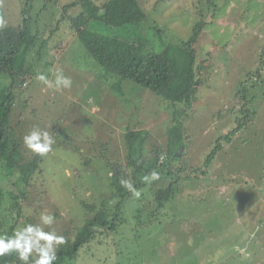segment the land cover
<instances>
[{
    "label": "rangeland",
    "instance_id": "1",
    "mask_svg": "<svg viewBox=\"0 0 264 264\" xmlns=\"http://www.w3.org/2000/svg\"><path fill=\"white\" fill-rule=\"evenodd\" d=\"M138 1L146 18L131 40L147 48L159 50L168 42L186 41L202 24L195 67L201 61L206 67L197 96L189 109L177 105L173 110L166 100L128 81L117 93L112 88L115 77L85 55L75 30L117 36L123 24L113 18L119 16L101 8L103 0H35L32 31H38V43H47L42 56L51 64L44 74L51 78L63 69L73 84L58 92L32 80L24 104H19L22 95L14 100L10 125L24 159L34 155L22 142L33 127L55 134L53 151L43 156L41 170L26 189L19 224L29 219L38 223L42 212L52 214V227L70 240L99 209L111 221L119 199L110 197L112 173L105 164L127 163L125 135L132 129L148 132L142 145L144 160L157 150L165 157L167 129L176 111L185 144L181 154L185 151L193 169L174 198L157 208L154 191L141 179L142 196L126 198L117 229L98 230L96 240L64 263L264 264V0ZM23 4L24 0H0L7 25L22 22ZM6 84L0 75V88ZM242 90L245 100L239 98ZM235 128L230 141H223ZM217 141L221 146L206 167ZM167 162L165 157L159 164ZM125 172L135 183L132 171ZM157 172L166 181L175 179L165 167ZM85 204L95 209L87 211Z\"/></svg>",
    "mask_w": 264,
    "mask_h": 264
},
{
    "label": "trees",
    "instance_id": "2",
    "mask_svg": "<svg viewBox=\"0 0 264 264\" xmlns=\"http://www.w3.org/2000/svg\"><path fill=\"white\" fill-rule=\"evenodd\" d=\"M35 0H24V7L21 10L22 22L17 26L7 25L0 30V75L7 80V84L0 88V234L11 235L14 228L25 224L19 219L23 216L22 204L27 199V187L31 186L34 175L39 172L42 164L41 156L33 155L31 160L24 159L20 152L17 139H14V128L10 125V115L14 100L20 95L24 104V92L30 85L29 82L36 80L37 73H44L51 64L46 61L44 53V40L40 43L38 31H32V20L30 12L33 10ZM50 1V0H45ZM56 2V0H51ZM108 8L119 16V20H113L121 27V36H115L89 30L87 28H77L75 31L77 39L82 44L85 55L92 58L93 62L110 76H114L116 82L112 88L116 91L121 87L123 81L134 83L140 87L152 91L171 105L173 110L177 105H183L187 110L192 105L197 90L201 83L203 69L206 62L201 61L197 67L195 46L198 42L202 24H197L192 30V35L186 41L168 42L161 45V49L154 50L147 48L140 41L131 40L140 24H143L146 15L138 0H103L101 8ZM104 8V9H105ZM112 11H111V10ZM59 22V21H58ZM105 24L106 22L103 21ZM108 24V23H106ZM116 25L115 23L111 26ZM120 30V29H119ZM38 43V44H37ZM35 46L37 49H35ZM57 49L58 45L51 47ZM34 51L33 58L28 59L29 54ZM60 56L62 51L59 52ZM78 59V58H77ZM88 63V62H87ZM91 63V65H94ZM40 68V70H35ZM95 81V80H94ZM24 85V88H21ZM118 93V91H116ZM245 90L240 91L239 98L243 99ZM245 100V99H243ZM172 124L167 129L168 147L165 151L167 165L159 164L161 150H157L154 157L144 160L142 145L147 136V131L129 130L125 135L127 143V163L124 165L107 162L105 166L111 170L110 197H117L119 200L114 209V217L107 221L106 212L99 209L92 220L88 219L84 225L76 231L73 238L65 236L66 243L58 246L57 260L55 264H65V260H72L77 257L80 248L85 247L90 241L96 240L98 230L114 231L117 229L116 223L118 215L124 201L130 196L127 189L121 187L119 181L129 176L125 170L132 171L131 178L138 189L142 187L141 179L148 172L155 169L166 170L168 176H175V179L158 180L149 184L153 192L154 203L157 208L164 207L165 203L174 198L180 183L187 178V172L193 169L189 165L188 156L185 151L178 157L175 153L179 147L184 146V136L182 138V123L180 115L174 111ZM243 120V119H242ZM246 122V121H245ZM233 129L230 134L223 137V141L229 142L231 133H236ZM221 144L217 141L215 148L208 155L205 166L208 167ZM184 149V148H183ZM89 162H86L90 164ZM175 162V166L171 163ZM86 164V165H88ZM168 168V169H167ZM196 171V169H195ZM122 176L120 178L119 176ZM172 178V177H171ZM7 180L8 184L1 182ZM167 182L163 187L162 183ZM82 203V202H81ZM87 211H93L95 205H84ZM9 212V214L7 213ZM31 223V219L26 221ZM0 264H21L15 254L0 257Z\"/></svg>",
    "mask_w": 264,
    "mask_h": 264
},
{
    "label": "clouds",
    "instance_id": "3",
    "mask_svg": "<svg viewBox=\"0 0 264 264\" xmlns=\"http://www.w3.org/2000/svg\"><path fill=\"white\" fill-rule=\"evenodd\" d=\"M6 27L7 20L0 14V30ZM36 79L46 88L58 92L71 89L73 84L72 78L66 75L63 69L56 70L51 78L40 73ZM54 135L49 130L36 126L23 136L22 142L27 150L43 157L53 151ZM159 159L163 162L164 155H161ZM159 178V172L153 169L143 176V181L151 184ZM119 183L133 198L137 200L141 198L142 190L135 187L130 179H121ZM38 220V223H25L17 226L11 235L0 234V257L15 254L21 264H55L58 258V246L65 244L66 239L52 227L56 223L54 215L42 212ZM45 228L50 230L46 231ZM238 251L243 253L245 250L238 249Z\"/></svg>",
    "mask_w": 264,
    "mask_h": 264
},
{
    "label": "water",
    "instance_id": "4",
    "mask_svg": "<svg viewBox=\"0 0 264 264\" xmlns=\"http://www.w3.org/2000/svg\"><path fill=\"white\" fill-rule=\"evenodd\" d=\"M181 151H182V147H180V148L177 150V152L175 153V157L180 156Z\"/></svg>",
    "mask_w": 264,
    "mask_h": 264
}]
</instances>
